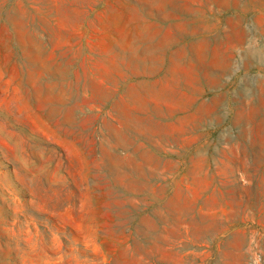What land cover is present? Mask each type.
<instances>
[{"label":"rangeland","instance_id":"1","mask_svg":"<svg viewBox=\"0 0 264 264\" xmlns=\"http://www.w3.org/2000/svg\"><path fill=\"white\" fill-rule=\"evenodd\" d=\"M0 264H264V0H0Z\"/></svg>","mask_w":264,"mask_h":264}]
</instances>
